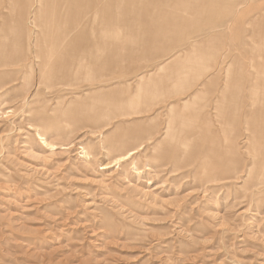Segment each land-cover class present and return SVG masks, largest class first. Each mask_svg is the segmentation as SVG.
Listing matches in <instances>:
<instances>
[{"label":"rangeland","instance_id":"374dc122","mask_svg":"<svg viewBox=\"0 0 264 264\" xmlns=\"http://www.w3.org/2000/svg\"><path fill=\"white\" fill-rule=\"evenodd\" d=\"M84 1L0 0L28 58L0 68V264H264V154L247 140L264 124V0H93L90 77L75 52L50 75L40 17L66 31Z\"/></svg>","mask_w":264,"mask_h":264},{"label":"bare ground","instance_id":"6f19581e","mask_svg":"<svg viewBox=\"0 0 264 264\" xmlns=\"http://www.w3.org/2000/svg\"><path fill=\"white\" fill-rule=\"evenodd\" d=\"M45 1L46 0H38L37 6L40 9H42L43 6H44ZM53 1H54L53 4L55 3V5H61V3H59V0H53ZM92 1L93 0H85L84 1V4H82L80 9L78 10V13H82L83 14V16H84L83 19L81 20L80 23H78L79 22V15H76L74 13L73 21L75 22L76 26H73L72 28L67 29L66 31H63V30H59V31H57V30L55 31L54 30L53 31L54 27L51 26V22H54V18H55L54 12H53L54 18H53V14H50V13H44L40 17V19L41 20L43 19V22H44V28H43V32L44 33H43V36L46 37L47 43H52L50 45V47L47 48L46 54L44 56L42 55V58L40 57V59L45 60V62L43 63V66H44L45 69L47 68L49 63H52L54 61V64L52 65V69H51L50 75H54L57 72L58 63H62V61L69 60L71 55H72V53L75 52V53L78 54L77 56L80 55L81 57L76 61V56H74L75 58L72 60L73 63H77L78 62L77 63V64H79V68L78 69H79L80 72H83L82 69H84V67L87 66V70H85V69L84 70L87 72L86 77L87 78L90 77V74H89L88 71L90 70V68H92V66L87 64V62L89 63V61H90V60H88L89 59L88 55L90 54V50H89V47H88L89 43L85 42L84 38H81V33L84 34L85 32H88V31L91 30L92 18H89V19H87V18L88 17H93L94 6H93V2ZM45 7L43 8L44 11H46ZM81 23H82L81 27L78 30H76L78 24L80 25ZM31 25H33L37 29L40 27V25L36 22V19L31 21ZM22 26L23 25L17 20L13 21V23H11V24H8V20H6L5 21V25L0 27V68H3V67L9 68L10 66L18 64L20 62L27 61L28 58L27 59L23 58V54H24L25 48H26V33H25V30L22 28ZM73 33L78 35L77 36L78 37V42H77V45H75V46L73 44L72 45H68ZM59 40H61V41L59 42ZM80 40H81V42H80ZM81 43H83L82 46H81ZM80 49H81V51H80ZM62 52H66L69 56L67 58L64 57V56L59 57V55ZM61 70H64V66L61 67ZM45 72L46 71H43V73H45ZM9 73H11V70H7L6 72H4V74H9ZM166 81H167V83L168 82H172L173 84H176L179 81H181V78H178L177 76H175L174 78H169ZM2 92H0V94ZM3 94H4V92H3ZM217 103H219V102H217ZM146 105H147L146 103H141L140 105H137V106L134 105L132 107L134 110L133 111H129V113H127V115L128 116H140V117L144 116L143 114L149 113L151 111L149 106L148 107H144ZM229 111H230V114L237 113L236 107H234V106H232L229 109ZM258 112H259V114H261L260 116H263L262 118L264 119V93L261 94V103H260V107H259ZM108 126H109V123H105L103 125V127H106V128ZM149 126L150 125L148 124V127ZM152 126H154V124ZM152 126H150L149 129H151ZM263 126H264V124H258L256 126H254V128H252L253 132H252L251 136L247 138V140L249 142H254L252 144V147H253L252 148V150H253L252 151V155L254 157V160H256V162H258L257 157H259V155H261L262 152L264 154V127ZM137 127H139V125ZM148 127H146V128H148ZM141 128H142V126H141ZM142 129L139 130V131L140 132L144 131L145 128H142ZM134 130H133V134L135 132ZM139 131H137V134H139L138 133ZM146 131H144V133ZM149 131L150 130H148V132ZM152 132H153V130H152ZM126 133H128V132H126ZM133 134H131V135H133ZM142 134H143V132H142ZM142 134H141V136H142ZM135 135H136V133H135ZM151 135L153 136V133ZM151 135L149 136V134L147 133V136L150 137V138H151ZM144 136L146 137V135H144ZM40 139L42 141V145L47 150L53 151V150H55L57 148L56 144L51 142V141H49L48 139H46L44 137H40ZM252 140H254V141H252ZM237 147L238 146H236L235 148L229 147L228 150H227L229 158L232 160V162H234L233 159L235 158V154L239 155ZM137 152H138L137 148L131 149V150L127 151L126 153H123V154L119 155L118 157H116L115 161L118 164H124L125 165L126 162L128 163L130 160L133 159V156L135 154H137ZM166 153L167 154H169V153L173 154V150L171 148H169L166 151ZM184 155H185V151L181 150V151L177 152L176 157H177V159H181ZM221 155H223V154H221ZM88 159H89V157H88ZM107 164H106V166H103L100 169L101 170H107L108 168H110ZM109 164H111V163H109ZM220 166L221 165H216L215 168L220 167ZM254 167L256 168L255 165H254ZM257 168L259 169L258 170L259 174L256 176V174H254V172H253L254 181H257V179H260V178H264V163L262 165H259V167L257 166ZM226 169H228L227 173L230 172L231 169L233 171L234 170L233 164H229L228 168H226ZM135 170L137 171V173L141 172L138 167H135ZM227 178H230V177H227ZM249 179H252V177H250ZM214 180H216V179H214Z\"/></svg>","mask_w":264,"mask_h":264}]
</instances>
